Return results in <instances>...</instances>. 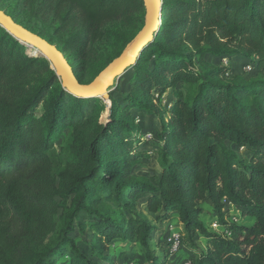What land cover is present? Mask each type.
<instances>
[{
  "label": "trees",
  "instance_id": "16d2710c",
  "mask_svg": "<svg viewBox=\"0 0 264 264\" xmlns=\"http://www.w3.org/2000/svg\"><path fill=\"white\" fill-rule=\"evenodd\" d=\"M38 11L42 17L52 15L55 34L81 32L70 42L77 46V56L86 44V57L107 26L131 15L143 24L144 16L141 0H41ZM208 56L254 64V76L248 81L226 79L224 67L203 70ZM64 58L80 84L97 76L80 82L79 70ZM151 59L153 69H143ZM50 67L43 58L28 57L24 46L0 26V264H56L62 258L68 264H111L100 253L90 258L78 250L72 234L85 226L77 221L80 213L92 219V249L138 245L144 262L164 264L167 255L161 261L150 245L156 227L136 216L135 200L141 196L156 222L177 218L181 247L195 251L191 264H264V0L162 2L154 40L132 67L137 96L153 90L161 96L171 90L174 98L154 142L158 174L148 179L131 175L130 168L142 156L132 153L133 138L140 131L119 119L123 111L116 106L110 128L88 144L90 181L77 179L70 188L57 181L53 141L65 128L72 96L61 84L56 88ZM39 68L48 79L35 87L30 77ZM77 100L86 102L83 110L94 101ZM124 100L132 104L124 109L127 115L142 104L137 97ZM40 106L44 115L37 119L34 114ZM228 145L242 148L245 157L240 159ZM71 195L73 206L51 242L59 200ZM203 202L215 214L220 234L201 223ZM98 203L105 212L91 211ZM231 208L253 219V224L237 225Z\"/></svg>",
  "mask_w": 264,
  "mask_h": 264
},
{
  "label": "rangeland",
  "instance_id": "374dc122",
  "mask_svg": "<svg viewBox=\"0 0 264 264\" xmlns=\"http://www.w3.org/2000/svg\"><path fill=\"white\" fill-rule=\"evenodd\" d=\"M163 1L164 0H162V2ZM40 3L41 0H0V8L11 15L14 20L30 29L32 32L40 35L62 51L64 57L71 61L74 67L79 70L77 76L82 83L90 82L104 67H106L109 61L120 53L124 45L135 35L136 31L142 25V23L139 24V22L136 21V15L123 17L105 28L104 32L101 33L89 52V56L86 57V44L81 48V54L77 56L78 48L77 46H73L70 41L81 32H69V35L66 33L55 34L54 25L52 24V15L42 17V12L38 11ZM23 46L28 57L36 59L43 58L38 54H33V50L29 49L26 45ZM184 50H186V52L189 51L188 48ZM195 63L200 69L201 66H199L197 62ZM154 66V59H151L149 63L146 60V62L142 64L143 69L148 67V69L151 70ZM211 67L226 68V79L241 78L248 81L254 76V64L247 63L244 60L229 63L226 58L214 59L208 56L204 59L202 69L207 70ZM47 79V74L43 69L39 68L31 74L30 85L39 87L46 83ZM134 82L135 72L130 68L124 75L115 80L113 86L109 90L110 97L108 100L94 98V101L84 110L83 106L87 105L86 102L83 104L80 100L74 101L81 98L72 95V97L68 98L69 104L67 108V120L64 124L65 128L57 133L53 141V148L57 155V181L62 183L65 188H70L73 183L80 178H83L87 183L90 181L88 144L93 138L104 131L105 128H110L109 125L112 123L113 114L116 112V106L120 107V111H123L119 119L125 120L127 125H132L134 130L138 129L140 131L136 133L133 138L132 153L139 152L142 156L137 165L130 168L132 177L135 179H148L151 175L158 174L155 156L157 146L154 142L161 133L162 125L168 120V114L170 113L174 101L173 94L171 90H167L164 94L159 96L158 91L153 90L150 95L145 96L142 94L137 96L134 90ZM55 83L57 88V83L58 85L60 84L58 78ZM177 88L185 91L181 85H178ZM126 96L130 98L137 97L136 101H142L141 106L129 109L128 112L130 116L124 112V109H126L128 105H132L124 100ZM73 97L75 99H73ZM136 101L134 103L137 104ZM43 113V108L40 106L34 115L37 119H40L44 115ZM230 149L235 151L240 159L245 157L242 148L237 149L230 147ZM109 160L112 165H114V163L116 164V158H111ZM127 165L126 163L123 167L126 170L129 168ZM106 175L110 176V173H106ZM97 195H101L99 197L103 198V193L97 192ZM74 200V195H71L66 200H59L60 204L55 229L56 232L48 238L51 242H55L57 237L56 234L65 222ZM145 203V196H141L135 200L136 216L150 221L156 227V231L152 233L153 242L150 244L155 255L160 257L161 261H163V255H167V262H163L164 264H184L186 261H194L195 258L193 255H195V251L193 249H188L183 246L180 250L174 253L171 252V245L169 243L171 235L177 233L178 230L179 232L182 231L177 218L172 215L169 223L156 222V216L147 212ZM112 208L114 207L112 206ZM91 211L103 213L105 209L100 207L98 203L95 207L91 208ZM65 212L66 215L64 216ZM204 213L205 215H202L200 219L201 221L204 219V221L201 222L203 226L211 233L220 234V224H216V222L212 221L210 216L208 217L210 213H207L206 209ZM123 215L127 218L129 217L127 213H123ZM77 221L85 226L82 231L76 228L75 232L72 234V238L75 240L78 250L83 255L94 258L100 253L102 257L110 259L112 261L111 264H126L128 260H133L134 262L138 261L136 264H148L141 258L140 253H142V250L138 245L125 246L116 243L113 248L109 247L102 250L92 249L91 241L94 235L89 229L92 219L84 213H80ZM212 223H214V225ZM196 243H198V245L202 244L198 241ZM109 263L110 261L104 264ZM56 264H68L67 258L59 259ZM100 264L103 263L100 262Z\"/></svg>",
  "mask_w": 264,
  "mask_h": 264
},
{
  "label": "water",
  "instance_id": "95a60500",
  "mask_svg": "<svg viewBox=\"0 0 264 264\" xmlns=\"http://www.w3.org/2000/svg\"><path fill=\"white\" fill-rule=\"evenodd\" d=\"M144 8L143 24L136 35L125 45L121 53L104 67L88 84H80L63 54L43 38L15 23L0 10V26L18 42L32 48L45 58L61 88L72 96L81 99H109V90L115 80L135 66L141 53L154 40L160 26L162 0H141Z\"/></svg>",
  "mask_w": 264,
  "mask_h": 264
},
{
  "label": "crops",
  "instance_id": "0c3cea01",
  "mask_svg": "<svg viewBox=\"0 0 264 264\" xmlns=\"http://www.w3.org/2000/svg\"><path fill=\"white\" fill-rule=\"evenodd\" d=\"M228 147L230 148H236L234 145H228ZM203 204V205H202ZM200 205V207H202L203 208V210H205L206 209V211H207V213L209 212L210 213V215L208 214V217L210 216L211 217V219H212V221L213 222H216V224H219L218 223V221H217V218H216V216H215V214L212 212V210H211V208H210V206H209V204L207 203V202H203V203H200L199 204ZM205 208V209H204ZM212 212V213H211ZM231 213L232 214H234L235 215V219L233 220L235 223H237V225H242V226H251L252 224H253V219H249V218H245V217H242L240 214H238V212L235 210V209H232L231 208ZM203 215H205V213L203 214ZM206 217V216H205ZM204 218V217H203ZM210 219V220H211ZM203 221H204V219H203ZM203 221H201V222H203ZM231 222V221H230ZM213 225H214V223H212ZM197 240H198V242L200 243H202L201 245H199L201 248H205V244H204V242L201 240V238L200 237H197Z\"/></svg>",
  "mask_w": 264,
  "mask_h": 264
},
{
  "label": "built area",
  "instance_id": "2783aa9c",
  "mask_svg": "<svg viewBox=\"0 0 264 264\" xmlns=\"http://www.w3.org/2000/svg\"><path fill=\"white\" fill-rule=\"evenodd\" d=\"M169 243L171 245V252H176L177 250H180L181 248V231H177V233H174L171 235V238L169 239ZM134 264V263H131ZM184 264H191L189 261H186Z\"/></svg>",
  "mask_w": 264,
  "mask_h": 264
},
{
  "label": "bare ground",
  "instance_id": "6f19581e",
  "mask_svg": "<svg viewBox=\"0 0 264 264\" xmlns=\"http://www.w3.org/2000/svg\"><path fill=\"white\" fill-rule=\"evenodd\" d=\"M29 49H32V48H29ZM32 50H33V54H37L36 51H35L34 49H32Z\"/></svg>",
  "mask_w": 264,
  "mask_h": 264
}]
</instances>
